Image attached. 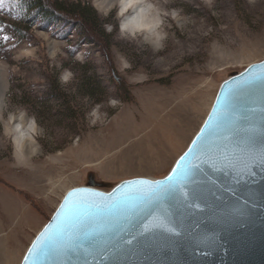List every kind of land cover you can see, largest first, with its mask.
<instances>
[{"label": "rangeland", "instance_id": "obj_1", "mask_svg": "<svg viewBox=\"0 0 264 264\" xmlns=\"http://www.w3.org/2000/svg\"><path fill=\"white\" fill-rule=\"evenodd\" d=\"M81 1L102 44L0 3V264H20L67 190L165 176L220 83L264 59V0ZM139 3L150 28L125 24Z\"/></svg>", "mask_w": 264, "mask_h": 264}, {"label": "water", "instance_id": "obj_2", "mask_svg": "<svg viewBox=\"0 0 264 264\" xmlns=\"http://www.w3.org/2000/svg\"><path fill=\"white\" fill-rule=\"evenodd\" d=\"M262 63L264 59L220 83L204 120L165 176L129 178L114 183L108 190L96 187L90 178L87 185L67 190L49 220L31 240L20 264H25L24 256L29 255L28 249L45 226L58 223L54 219L57 210L73 190H78L71 197L73 201L103 207L112 203L106 199L108 196L116 199L124 193L156 189L157 182L164 187L170 183V176L171 182L178 181L175 192L151 202L149 198L121 199L117 201L118 207L90 216L95 238L82 236L83 247L78 253L30 257L28 264L33 260L35 264H264V161L255 156L264 149V101L260 94L250 92L244 107L255 112L246 121L237 119L228 133L229 139L209 136L215 112L231 88L237 86L235 82L249 77L250 73H259ZM205 141L211 151L201 155V144ZM189 149L192 152L173 173L176 162ZM141 180L148 184L133 183ZM90 193L103 194V198Z\"/></svg>", "mask_w": 264, "mask_h": 264}, {"label": "snow or ice", "instance_id": "obj_3", "mask_svg": "<svg viewBox=\"0 0 264 264\" xmlns=\"http://www.w3.org/2000/svg\"><path fill=\"white\" fill-rule=\"evenodd\" d=\"M0 3H2V0H0ZM251 67V65L248 66V68ZM259 68V73H250L249 77L244 78L242 81L235 82L237 86L231 88L230 92L225 96V99L215 112L214 123L209 131L210 137L227 140L229 139L228 133L232 131V127L237 122V119L245 121L249 119V116L255 112L253 108L244 107L249 101L250 92H258L261 101H264V63H262ZM245 71H248V69H245ZM241 76L244 77L243 72ZM225 84H228V81H225ZM241 84L247 87L242 88L240 87ZM205 123L207 124L208 122L206 121ZM203 131L204 129H201V132ZM193 143L195 144L196 141H193ZM210 151L211 148L207 141L201 144V155H206ZM191 152L192 149H189V152H186L180 157L176 162L177 167L172 169L173 173L177 172L181 162L184 161ZM255 156L264 161V149L255 153ZM197 159H200V156H197ZM168 179L170 183L164 187H160L159 182H157L156 189L150 188L149 190H141L135 194L124 193L122 197L116 199L108 196L106 199L111 200L112 203L103 207L99 204H85L80 201H73L71 197L78 191L73 190V192H70L68 196L65 197L66 202L62 203L57 210V215L54 219H56L58 223L56 225H46L44 231L32 242V246L28 249L29 255L24 256L25 264H28L30 257H36L38 259L40 255L53 256L78 253L83 247L81 241L82 236L95 238V234L90 228V216L103 213L107 209L113 207H118L117 201L121 199L124 201H134L149 198L148 202H151L152 199H158L164 194L175 192L178 187V181L171 182L173 180L172 176L168 177ZM133 183L148 184V181L141 180ZM90 195L101 196L103 198V194L100 193H90ZM93 208L96 210L95 212L91 211ZM168 230L175 232L174 228H169ZM128 243H131V241H128ZM32 264H35V260H33Z\"/></svg>", "mask_w": 264, "mask_h": 264}, {"label": "trees", "instance_id": "obj_4", "mask_svg": "<svg viewBox=\"0 0 264 264\" xmlns=\"http://www.w3.org/2000/svg\"><path fill=\"white\" fill-rule=\"evenodd\" d=\"M13 1H15L18 8L25 13L24 17L27 21L32 23L40 21L45 24L43 26H49V23L52 22L51 18H54L63 22L65 25H68L69 29L71 27L77 28L81 34L91 38L95 43H97V45L102 44L104 42L103 39H106V35L103 30V22L100 21L96 12L90 5L81 0L71 2L63 0ZM21 32L22 31L20 30L17 34L21 36ZM92 84L91 80L88 79L86 85H88L89 88L91 87L93 90L94 87H92Z\"/></svg>", "mask_w": 264, "mask_h": 264}, {"label": "bare ground", "instance_id": "obj_5", "mask_svg": "<svg viewBox=\"0 0 264 264\" xmlns=\"http://www.w3.org/2000/svg\"><path fill=\"white\" fill-rule=\"evenodd\" d=\"M136 1L138 0H124L122 4V10H125L128 5L131 4L133 5V3H135ZM145 12H146L145 8L139 3L138 5L135 6L132 15L127 18L125 24L132 29L150 28L152 25H154L157 19L155 20L154 17L148 16L147 14H145ZM156 15L158 16V14ZM148 33L150 34L149 31ZM18 133L21 134V131H19Z\"/></svg>", "mask_w": 264, "mask_h": 264}, {"label": "clouds", "instance_id": "obj_6", "mask_svg": "<svg viewBox=\"0 0 264 264\" xmlns=\"http://www.w3.org/2000/svg\"><path fill=\"white\" fill-rule=\"evenodd\" d=\"M112 103H115V101H113ZM12 119H13L12 117H8L7 123L10 124L11 121H12ZM15 131L18 132L19 131V127H17L15 129ZM21 135H23V134H21ZM36 151H37V149L33 148L32 149V155H35L36 154ZM16 153H17L18 163H23L24 160L26 159V157H24L23 154H22V145L20 143L19 138H17V142H16Z\"/></svg>", "mask_w": 264, "mask_h": 264}]
</instances>
